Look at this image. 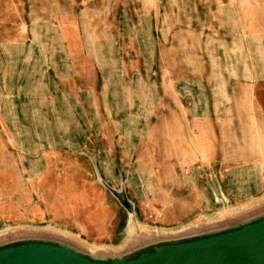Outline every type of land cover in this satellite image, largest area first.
Here are the masks:
<instances>
[{
	"label": "rangeland",
	"instance_id": "rangeland-1",
	"mask_svg": "<svg viewBox=\"0 0 264 264\" xmlns=\"http://www.w3.org/2000/svg\"><path fill=\"white\" fill-rule=\"evenodd\" d=\"M55 48L97 51L105 77L133 62L155 71L201 66L210 75L214 65L241 66L248 49L242 81L264 67V0H0V248L48 241L91 258H133L264 218V191L233 200L220 177L222 162L264 157L257 115L240 98L217 137L219 166L186 158L167 168L177 157L176 137L163 133L160 119L144 128L125 120L123 109L143 102L145 90L132 96L100 86L75 95L48 68ZM233 91L248 92L241 85ZM115 121L125 138L107 135ZM152 127L153 139L146 136Z\"/></svg>",
	"mask_w": 264,
	"mask_h": 264
},
{
	"label": "crops",
	"instance_id": "crops-1",
	"mask_svg": "<svg viewBox=\"0 0 264 264\" xmlns=\"http://www.w3.org/2000/svg\"><path fill=\"white\" fill-rule=\"evenodd\" d=\"M101 56L104 57V55ZM49 58L50 66L48 68L54 72L59 86L69 88L75 95L77 91H73V89H81L83 93L84 90H92L100 86L107 89L110 87L122 89L131 92L132 96L139 90H145L146 97L143 102L132 106L134 110L129 106L123 109L124 112L129 113L125 120H136L137 125L141 124L144 128L148 122L160 119L163 133H167L174 143V137H176L177 157H174L176 160L173 163L169 158L167 168L182 165L186 158L188 159L185 162L190 161L189 165L200 162L209 167L219 166L217 137L219 131L223 129V123L229 122V113L237 98H240L242 104L247 105L245 112L252 111L257 115L260 135L264 138V67L260 70L259 77H245V80L239 81L238 76L240 71L250 72L248 49L245 54V63L241 66L233 63L225 66L214 65L211 66L210 75H207L206 68L201 66L184 69L169 65L155 71L151 65L146 64V67L139 68L133 62L131 67L128 65L119 69L112 67L109 76L105 77L102 66L105 63L104 60L100 58L97 51L93 54L88 49L71 50L66 48L60 50L59 53L55 48L51 49ZM109 59L110 64L115 66V59L112 57ZM252 67L257 72L258 68L256 69V67L258 66L252 65ZM111 82L114 84H110ZM62 83H68V85ZM239 85L242 89H247L248 92L243 93L240 97H235L233 90ZM158 89L161 90L160 95H158ZM229 89L232 93L228 92ZM189 90H193V92L199 90V96L193 95ZM250 90L253 92L252 96H250ZM123 95V100L126 102L125 94ZM131 104L129 105L131 106ZM114 126V134L108 132L107 135L118 136L121 139L127 136V130L125 134H118L122 124L118 125L115 121ZM143 128H140L136 135L143 137ZM155 131L156 127L147 128L146 136H151L150 138L153 139ZM195 136L197 139L192 142V137ZM139 152L142 153L141 150ZM191 153L193 155L187 157ZM222 163L223 167L221 168L225 172H220V177L228 197L236 200L264 191V157L258 156L253 160L236 165ZM230 170H242L244 175L231 176ZM228 185H234L235 192ZM209 208L207 207V209ZM190 210L187 208L184 212H179L178 218L182 219L188 216ZM166 220L167 223L173 222L170 214L167 215Z\"/></svg>",
	"mask_w": 264,
	"mask_h": 264
},
{
	"label": "bare ground",
	"instance_id": "bare-ground-1",
	"mask_svg": "<svg viewBox=\"0 0 264 264\" xmlns=\"http://www.w3.org/2000/svg\"><path fill=\"white\" fill-rule=\"evenodd\" d=\"M247 227L242 226L238 227L233 230L224 231V233H219L214 236H207L204 238H199L198 240L191 242V243H182V244H175V245H165V246H159L158 250L162 252H169L168 254H179L181 251H184L182 253L185 254L186 250H189L188 253L183 255L184 257L178 256V257H172L167 258L162 261H160L161 264H205V260L210 261V259H217L221 258L222 256L226 257L228 256L231 260L234 259H241L244 262L248 261H254L255 257L260 253L264 251V232L259 234H251L249 231L243 232ZM218 232V231H217ZM211 238L210 240L213 241H204ZM219 238V239H218ZM221 241V242H220ZM218 242V243H215ZM223 242V243H222ZM213 243V244H212ZM222 243L223 250L220 252L219 248H216V246H213L215 244ZM42 244L37 243H28L23 245H17L16 247L11 248L10 252H34L38 250H42V248H46L51 250V253H57L61 254L66 253L68 254L67 258L76 261L81 262V264H134L133 260H123V258H118L115 260H112L110 262H95L89 259H85L82 257L80 252L78 250H75L73 247L68 248L65 246H62V244H52L53 246H50V244L45 243L43 246ZM57 247H55V246ZM66 245V244H63ZM212 245V246H211ZM219 245V246H221ZM60 246V247H59ZM61 247L66 248V250L60 249ZM68 249V250H67ZM72 252V253H70ZM147 253H145L143 256H145ZM212 257V258H210ZM185 262V263H184ZM260 264H263L264 262L258 261ZM234 260V264H235Z\"/></svg>",
	"mask_w": 264,
	"mask_h": 264
},
{
	"label": "water",
	"instance_id": "water-1",
	"mask_svg": "<svg viewBox=\"0 0 264 264\" xmlns=\"http://www.w3.org/2000/svg\"><path fill=\"white\" fill-rule=\"evenodd\" d=\"M121 201L125 206L129 205L127 200H125L122 197H121ZM242 226L247 227L245 230H243V232L250 230V233L254 232L251 234L263 233L264 232V218H260V219L256 220L255 222H252L249 224H244ZM242 226H238V227H242ZM238 227H233V228H238ZM233 228H230L227 230H225V229L217 230V231L218 232H224V231H229ZM217 231L210 232V233L203 234V235H198L194 239H187V240H182V241H178V242L162 244L160 246L182 244L184 242L191 243V242L198 240L199 238H204L207 235L210 236L211 233H215ZM210 239L211 238L204 240V241H210V242L213 241ZM37 242L39 244H42L41 246H43L45 243L50 244V245H51V243L52 244H59V243H53V242H48V241H28V242H22V243H17V244L9 245L6 247H2V248H0V264H81V262L79 263V261L75 262L74 260L67 258L68 254L62 253L63 251H61V254H57L54 252L51 253V250L46 249L45 247L42 248V250H38V251H34V252H17V253L10 252L9 253L11 248L16 247L17 245L19 246V245L28 244V243L34 244ZM215 243H218V242H215ZM222 243L215 244L213 246H216V248H219L220 249L219 251L221 252L223 250V245H221ZM219 245H221V246H219ZM62 246L71 248V247H69L67 245H63V244H62ZM158 247L159 246L155 247L152 250H145L138 257H133V258L132 257H130V258L118 257V258H123V260H127V261L133 260L134 264H161L160 261L167 259V258L178 257V256L184 257L183 255H185L189 251V250H186L185 254L182 253L184 251H181V253H179V254H170L169 255L168 253L170 251L169 252H162V251L158 250ZM145 253H147V254L145 256H143ZM80 254L85 259H89V260L99 262V263L110 262L112 260L118 259V258H115V259H110V260H103V259H100L98 257H92L91 258V257L84 256V254L81 252H80ZM180 254H183V255H180ZM210 258H212V257H210ZM234 260L236 262L235 264H260L258 262L259 260L264 262V251L260 252L255 257L254 261L244 262L241 259H234ZM234 260H231L228 256H226V257L222 256L221 258H217V259H213V260L210 259V261L205 260V264H234Z\"/></svg>",
	"mask_w": 264,
	"mask_h": 264
},
{
	"label": "built area",
	"instance_id": "built-area-1",
	"mask_svg": "<svg viewBox=\"0 0 264 264\" xmlns=\"http://www.w3.org/2000/svg\"><path fill=\"white\" fill-rule=\"evenodd\" d=\"M154 215L157 216V217H161L162 213L161 212H156Z\"/></svg>",
	"mask_w": 264,
	"mask_h": 264
}]
</instances>
